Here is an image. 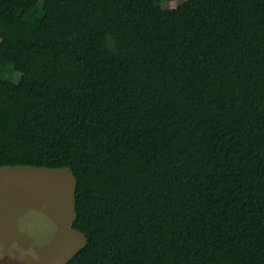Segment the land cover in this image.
I'll list each match as a JSON object with an SVG mask.
<instances>
[{"label": "trees", "instance_id": "obj_1", "mask_svg": "<svg viewBox=\"0 0 264 264\" xmlns=\"http://www.w3.org/2000/svg\"><path fill=\"white\" fill-rule=\"evenodd\" d=\"M67 167L62 264H264V0H0V167Z\"/></svg>", "mask_w": 264, "mask_h": 264}, {"label": "rangeland", "instance_id": "obj_2", "mask_svg": "<svg viewBox=\"0 0 264 264\" xmlns=\"http://www.w3.org/2000/svg\"><path fill=\"white\" fill-rule=\"evenodd\" d=\"M73 187L67 167H0V264H62L83 245L70 226Z\"/></svg>", "mask_w": 264, "mask_h": 264}, {"label": "crops", "instance_id": "obj_3", "mask_svg": "<svg viewBox=\"0 0 264 264\" xmlns=\"http://www.w3.org/2000/svg\"><path fill=\"white\" fill-rule=\"evenodd\" d=\"M14 167H16V166H14ZM17 169H20V168H17ZM2 174H7V172H3V173H1V175H2Z\"/></svg>", "mask_w": 264, "mask_h": 264}]
</instances>
